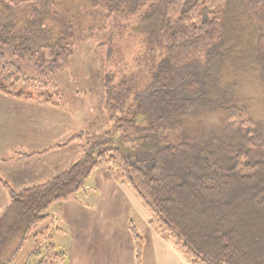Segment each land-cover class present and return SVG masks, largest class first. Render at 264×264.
<instances>
[{"label": "trees", "instance_id": "trees-1", "mask_svg": "<svg viewBox=\"0 0 264 264\" xmlns=\"http://www.w3.org/2000/svg\"><path fill=\"white\" fill-rule=\"evenodd\" d=\"M91 4L107 16L136 17L132 33L152 51L159 45L141 92L126 78L103 84L110 122L139 124L138 136L99 153L88 145L40 185L15 190L0 179L9 195L0 264L32 234L44 235L35 231L52 221L46 211L75 200L99 169L131 188L162 239L193 264H264V123L250 91L264 62V34L251 14L264 22V0H0V94L65 110V94L48 78L75 55ZM4 49L44 79L25 74ZM130 230L142 264L143 237ZM65 262L48 241L39 264Z\"/></svg>", "mask_w": 264, "mask_h": 264}, {"label": "crops", "instance_id": "crops-1", "mask_svg": "<svg viewBox=\"0 0 264 264\" xmlns=\"http://www.w3.org/2000/svg\"><path fill=\"white\" fill-rule=\"evenodd\" d=\"M104 105L103 90L101 109L107 119L106 127L110 120ZM85 117L87 124L78 119L81 126L91 124L92 116ZM74 119L69 107L60 110L0 94V179L21 190L43 184L77 162L85 148L81 147L82 141L73 139L86 132L80 129L76 135H68L66 123L75 124ZM12 152L17 155L4 157ZM102 175L104 184L85 190L98 194L96 201H66L56 209L61 220L51 215L52 220L65 225L51 237L57 251L66 255L65 264H137L131 226L143 237L142 264H193L173 242L162 239L150 223L152 215L128 185L115 182L106 172ZM103 196L106 199L101 201ZM8 204V192L0 184V217ZM137 220L144 223V233ZM62 237L67 239V247L62 248Z\"/></svg>", "mask_w": 264, "mask_h": 264}, {"label": "rangeland", "instance_id": "rangeland-1", "mask_svg": "<svg viewBox=\"0 0 264 264\" xmlns=\"http://www.w3.org/2000/svg\"><path fill=\"white\" fill-rule=\"evenodd\" d=\"M87 10L85 14L87 19H84L85 23L81 31L75 36L77 47L75 55L55 76L48 78L51 83H46H49V87L56 85L63 91L67 98L68 107L71 108V112L75 117L74 120L77 121L75 124L72 122L66 123L68 135L73 136L76 135L75 132L79 133L80 129L81 131L85 130L86 133L82 134L81 137V141L83 142L82 149L83 147L87 148L88 145L95 144L92 146L93 151L99 153L107 147H116L122 144L128 145L130 142L129 136L136 135L137 137L140 129H137V125L139 126V124L132 127L128 123H125L120 128L116 121L110 122L105 127L107 119L101 109L103 81L108 76L114 83L126 78L131 82L135 92H141L149 83L148 70L156 68L160 58V49L159 45H157L154 51L150 50L142 37L132 33L137 22L136 17H122L123 19H120L117 15L107 16L104 8L100 6L95 7L92 4L87 7ZM251 16L259 32L264 34V22L254 13ZM76 28L79 29V27ZM3 51L10 60L15 61L23 69L25 74L39 80L44 79L32 64L22 62L19 58H14L13 52L8 49H4ZM256 66H258V72L255 74L256 82H254V87L250 91L256 97L255 102H257L258 117L264 123V62L259 60ZM227 75L229 74L227 73ZM223 82L227 83L226 79ZM44 90L47 91L46 87ZM85 115L92 116L90 120L91 124L88 126H86L88 122ZM142 116L146 115L142 114ZM79 117L82 123H87L81 126L78 123ZM25 118L30 117L26 115ZM144 126L146 124H143L141 127ZM15 155L17 154L12 152L9 156L7 154L4 157H13ZM103 172L105 171L102 169L97 170L85 184V189L77 194L75 200L82 203L96 201L98 194L85 192V190L88 187L94 188L97 185L104 184L101 180ZM105 199L106 197L103 196L101 201ZM140 202L151 216L146 206L142 201ZM62 203L65 202L53 203L46 211V214H54L57 219L61 220L56 209L59 206L58 204ZM137 221L140 232L144 233V223L139 220ZM62 227H65V225L63 223L60 224V221L55 222L54 219L46 225L43 223L41 227L36 229L35 233L39 231L43 232L44 235L38 234L35 237V234H32L23 247H21L18 256L8 264H39L46 252L48 241H51V237L57 235L58 228ZM47 237H50V239H47ZM59 240L63 245L62 248L67 247V239L62 237Z\"/></svg>", "mask_w": 264, "mask_h": 264}]
</instances>
